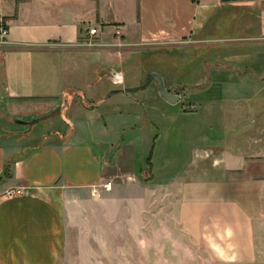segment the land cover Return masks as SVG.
<instances>
[{"label": "crops", "instance_id": "crops-1", "mask_svg": "<svg viewBox=\"0 0 264 264\" xmlns=\"http://www.w3.org/2000/svg\"><path fill=\"white\" fill-rule=\"evenodd\" d=\"M0 8L10 27L0 56V264H126L137 253L152 261L155 241L169 246L171 219L174 244L187 237L205 261L264 264V0H0ZM239 25L242 34L223 35ZM228 42L242 49L221 55ZM190 45L211 50L209 71L194 66L189 76L181 66L178 79H163L174 94L171 84L194 86L180 95L192 110L171 112L154 86L105 104L93 97L124 87L111 73L125 82L154 49ZM134 76L132 84L144 79ZM180 115L194 119L182 131L195 134L192 159L160 178L162 126ZM14 187L22 193L4 195Z\"/></svg>", "mask_w": 264, "mask_h": 264}, {"label": "rangeland", "instance_id": "rangeland-1", "mask_svg": "<svg viewBox=\"0 0 264 264\" xmlns=\"http://www.w3.org/2000/svg\"><path fill=\"white\" fill-rule=\"evenodd\" d=\"M228 32V35H240L242 34V27L239 25L236 28L234 27L233 29H228V31H222L223 35ZM230 41V40H229ZM228 45L226 49V46H223L221 55H225L224 51L226 52L227 55H229V52L233 50L235 53H238L242 47L238 46H232L235 49L231 48L229 46L231 45H237V44H232L231 42H228ZM205 47V48H204ZM202 48H198L197 46H187L186 48H158L154 49L149 53V55H146L147 57L145 60L136 62L135 64L131 65L128 70L130 73L135 75L134 77H138L139 75H142L140 77L144 76V79L140 81V84L143 83L146 80V77L150 73H158L162 75V77L168 78L169 80H176L178 79L179 74H181V66H185L184 69H186L189 76L193 75V68L201 66L203 73L206 71V73L209 71V62L212 60V52L209 50L208 47L204 46ZM237 47V49H236ZM199 53L202 55L199 57ZM212 54V55H211ZM189 61V62H188ZM143 64V65H142ZM141 65V66H140ZM179 68V69H178ZM130 74V75H131ZM130 75L126 73L125 76V82H124V77H123V82L121 85H124V87H132L129 85H134L137 86L139 84H132L134 81L133 79H130ZM186 75L185 77H188ZM188 80L190 81L191 78L188 77ZM114 82V81H113ZM115 83V82H114ZM110 85L109 82L104 83V87ZM115 85H117L115 83ZM154 86V87H153ZM157 86V87H156ZM100 87V86H99ZM153 87V88H152ZM171 91L178 93V95H182L183 97L188 95L189 93L193 92V87L191 85H170ZM152 88V89H151ZM157 81L153 80L149 86L145 89H141L140 91L137 92V94H143L149 91L150 89L153 90V92H157ZM103 88H100L99 94H94L93 97H98L101 95V97L105 96L108 92L105 94L103 93ZM214 93H219L218 89L213 90ZM125 95H120L116 94L113 96L114 100H118L119 98H122ZM111 98L107 99H101L98 100L97 103H101L102 101L104 104L106 102H110ZM157 99L160 100L159 96L157 95ZM152 102V99H150ZM84 101V105L86 107H92V104H96L95 102L90 103L88 100H85L83 98H78L74 97L70 102L72 103H80ZM138 99H136V96H129L127 102L130 104L137 103ZM143 101H148V99H143ZM192 110V104L189 103L188 101H178L175 105L169 106V110L171 112H181V110ZM33 120V119H32ZM31 121V120H30ZM186 123V124H184ZM168 126V127H167ZM187 126L188 128L190 127L193 129L194 127V119L192 117H183L180 115L177 117L175 120L172 118L168 122V124H163L162 129L163 131V137L159 140L158 143V153L154 156L153 163H154V169L155 173L159 175L160 178H169L171 177L172 172L177 174L179 171H181L186 164L188 163V160L192 159V146L195 138L194 132H189L187 135L183 134V127ZM207 135L210 134V131L207 130L206 132ZM173 152H175L176 156L173 155ZM136 166H139V162L136 160ZM145 167L146 165L143 164ZM148 169V168H147ZM159 171H163L161 174ZM158 210L160 212V205L158 206ZM162 221L161 215L159 214L157 218H155V229H154V235H155V240H161L162 238V230L158 228L160 227V223L157 224V222ZM170 243L169 246H164L161 242H156L154 245V258L152 261L145 260V255L137 253L135 256L137 260L130 262H125L126 264H215L211 263L209 261H205L202 253L200 251L198 252V256H202L203 260L201 261H196L194 260L195 251H194V245L192 242H190L187 237L183 240V243L181 244L182 246H178L177 244H174V239L172 237L177 236L176 232V223L174 222V219H171L170 222ZM178 241V240H177ZM178 246V247H177ZM180 249V250H179ZM164 250L168 251V254H163Z\"/></svg>", "mask_w": 264, "mask_h": 264}, {"label": "water", "instance_id": "water-1", "mask_svg": "<svg viewBox=\"0 0 264 264\" xmlns=\"http://www.w3.org/2000/svg\"><path fill=\"white\" fill-rule=\"evenodd\" d=\"M111 77L113 79V81L118 84L121 85L123 82V77L121 73H116V72H112L111 73ZM156 80L157 81V85H158V92L159 95L161 96V98H163L167 103L175 105L179 100H180V96L178 94H174L171 93L165 86V82L164 79L162 77V75L158 74V73H150L147 77L146 80L137 85V86H132V87H118V88H114L111 89L110 91H108V93L104 96L105 99L110 98L116 94L119 93H137L138 91H140L141 89H145L147 86H149V84L153 81ZM49 116H42L39 118H35L29 122H25V121H21V120H17L16 122L18 124H22V125H28V126H32L36 123H38L39 121H42L44 119H47Z\"/></svg>", "mask_w": 264, "mask_h": 264}, {"label": "built area", "instance_id": "built-area-1", "mask_svg": "<svg viewBox=\"0 0 264 264\" xmlns=\"http://www.w3.org/2000/svg\"><path fill=\"white\" fill-rule=\"evenodd\" d=\"M97 32L98 30L96 27L90 28L88 30L87 43H86L87 47L95 46L94 37L96 36ZM9 35H10V27H9L8 20L0 8V56H2L4 53L3 51L4 46L8 42ZM123 35H124L123 28L121 26L115 27V38H116L118 46H122ZM103 188L105 190H111L112 184L110 182L105 183L103 185ZM21 193H22V187H14V188H10L6 190L4 192V195H6L7 197H14V196L20 195Z\"/></svg>", "mask_w": 264, "mask_h": 264}]
</instances>
